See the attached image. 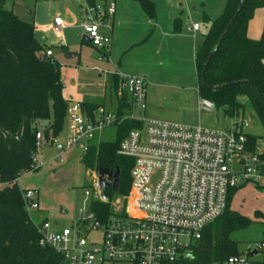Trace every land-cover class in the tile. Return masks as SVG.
<instances>
[{"label": "built area", "instance_id": "2783aa9c", "mask_svg": "<svg viewBox=\"0 0 264 264\" xmlns=\"http://www.w3.org/2000/svg\"><path fill=\"white\" fill-rule=\"evenodd\" d=\"M83 34L101 50H109L112 38L101 32L104 18L116 11L115 3L84 2ZM64 27L61 17L54 19V31ZM198 29V24H194ZM51 57L52 51L45 52ZM103 58L107 59L103 54ZM147 80L140 75L119 76L118 92L132 95L145 109ZM199 109L210 112L215 103L200 97ZM69 133L65 143L56 137L48 140L62 153L77 149L84 156L90 144L107 128L125 120L139 122L121 140L118 153L133 160L131 185L125 198L113 202V214L102 221L91 209L92 199H102L98 172L87 179L84 202L89 204L86 217H72L71 226L56 227L66 210L43 211L36 189L24 193L26 209L40 235L39 244L63 256L62 264H185L192 259V246L206 226L226 209L229 191L247 181L264 179L263 149L250 152L244 126H186L174 122L140 119L134 115L119 117L100 106L89 116L79 102L68 105ZM38 146L45 141L36 135ZM37 162L36 157H34ZM37 164V163H36ZM3 186L0 184V187ZM79 213L84 209L78 208ZM100 240H91L93 232ZM263 243L257 246L261 250ZM257 254V253H256ZM256 256V255H255ZM247 252L230 255L214 264H264Z\"/></svg>", "mask_w": 264, "mask_h": 264}, {"label": "trees", "instance_id": "16d2710c", "mask_svg": "<svg viewBox=\"0 0 264 264\" xmlns=\"http://www.w3.org/2000/svg\"><path fill=\"white\" fill-rule=\"evenodd\" d=\"M137 1L149 17H155L153 0ZM241 1L227 0L224 11L211 22L203 42L196 48L198 90L200 97L212 100L216 108H224L226 116L239 115L244 106L238 96H247L264 128V32L258 39L250 38L247 33L255 11L264 9V0H244L235 21L215 49ZM5 4L6 0H0V184L3 185L0 187V264H62L63 256L59 252L39 244V232L26 209L27 189L19 187L18 179L23 173L39 169L34 160L38 151L36 135L41 132L46 141L56 137L68 117L69 103L63 93L59 64L46 56L35 36L34 24L20 19ZM207 61L205 79L211 87L201 82ZM242 80H251L255 86ZM232 81L238 83L228 84ZM81 104L89 116L97 108L95 103ZM124 112L122 104L119 113ZM132 127L130 120L115 125L114 139L94 140L82 157L86 170L120 171L118 192L109 186L105 189L106 201H91V209L102 221L113 214L115 199L125 198L130 190L133 160L120 155L118 147ZM247 138L249 151L257 152V136L247 133ZM261 156L264 158V150ZM237 189L229 191L226 209L205 227L201 238L192 246V259L185 264H214L241 253L239 242L231 235L247 228L252 221L230 209ZM216 223L219 224L211 228ZM260 253V261L264 262V245ZM247 255L251 256L252 252L248 250Z\"/></svg>", "mask_w": 264, "mask_h": 264}, {"label": "rangeland", "instance_id": "374dc122", "mask_svg": "<svg viewBox=\"0 0 264 264\" xmlns=\"http://www.w3.org/2000/svg\"><path fill=\"white\" fill-rule=\"evenodd\" d=\"M107 1L112 2L113 0ZM153 1L155 3L156 19L160 18L165 29L171 28L172 24L173 30H177L182 19L184 22L187 21L189 23L188 27L191 30H195V23L198 24V29L195 30L198 37H201L202 34L204 35L208 30L210 20L214 17L210 15L222 13L227 3V0ZM80 2L83 4L85 0H6L5 6L13 9L20 19L32 24H41L53 19L57 13L70 4ZM172 9L176 10V17L174 12H171ZM140 14L146 18L149 16L144 9L143 13ZM171 17L173 18L171 19ZM107 21L111 22L108 18ZM152 21L154 22V19ZM250 24L251 30L260 27V30L262 29L261 31L264 32L263 8L255 11ZM68 29L64 32V36L67 39V42L65 41L66 46L52 45L51 47L54 59L59 64L64 96L68 99V103L71 104L84 100L87 95L92 97L90 98L91 100L98 103H106L105 96L101 97V95L104 90L109 89L108 68L111 66L109 61H106L98 50H95L96 53H94V48L90 44H82L79 37L81 33L77 32V30H72L73 28ZM199 29L200 31H198ZM199 40L201 41L202 38ZM66 52H74L78 56L76 58H68L66 57ZM119 56H124L123 62L135 58L138 63H143L138 60L140 58H137L135 50L127 53L121 52ZM111 61L116 63L112 56L110 58ZM112 62L111 64H113ZM144 62L147 61L144 59ZM157 70L144 71L140 69L139 73H132L142 76L146 75L148 91L144 101L145 109L141 107L140 103H135L133 108L134 116L140 119L149 118L186 126L217 128L230 127L232 123H239L242 120L248 121L250 125L244 126V131L256 135L258 149L264 150V128L250 105L247 96H238V101L244 106V110L239 115L226 116L222 107L215 108L210 112L201 111L199 109L201 98L198 97V92L195 88L192 91L186 88L192 86L193 81L198 85V73L194 62H189L186 71L176 66L175 70H180L184 81H174L170 82V84H179L180 89L160 87L158 84L159 78H166V75L161 73L162 70L157 73ZM122 74L127 73L122 72ZM167 76L170 77L169 75ZM128 97L131 96L129 95ZM109 98L110 91H108L107 99ZM129 100L131 99L129 98ZM179 111L186 113L185 118H178ZM68 128L69 119L66 117L61 132L56 136L58 142L65 143ZM114 135V129L109 127L99 135L100 138L98 136L99 139L97 138L96 141L111 140L114 139ZM71 150L62 153L64 161L60 162L57 157L55 158L56 150L54 144L50 141H43L38 146L39 152L37 151L36 154V166L39 169L23 173L18 179V185L21 189L39 190L40 203L49 211L54 212L61 208L66 210V214L61 215L62 218H58L59 224H55L56 227L71 226L70 217L73 215L86 217L89 214V204L84 202V187L94 170H86L80 151L74 148ZM81 207L84 211L79 213L78 208ZM230 209L238 211L252 221L247 228L236 231L231 235L232 238L239 242V251L244 254L248 250L252 254L255 252V260H260L262 254L257 245L264 242V179L257 182V184L253 181L240 183L232 196ZM218 224H213L211 228ZM100 237L101 233L96 231L89 235L88 238L99 241Z\"/></svg>", "mask_w": 264, "mask_h": 264}, {"label": "crops", "instance_id": "0c3cea01", "mask_svg": "<svg viewBox=\"0 0 264 264\" xmlns=\"http://www.w3.org/2000/svg\"><path fill=\"white\" fill-rule=\"evenodd\" d=\"M95 1H103L106 4H110L113 2L116 5L115 13L111 16H106L104 18V25L100 27L102 33L109 35L112 38V44L109 50L104 51L99 48H96L91 43L90 40H86L83 38L84 34H83L82 25L85 22V14L83 10L84 3L82 4L81 2L73 3L70 4L68 7L63 8V10L57 13L53 19H50L45 23H41V24L35 23L34 24L35 36L43 45L44 52H46L47 50H51L52 45L65 47L66 46L65 41L67 42V39L64 36L65 35L64 32L66 30H69L68 28L71 29L73 28L72 30H77V32L81 33L79 37L82 44H90L94 48V53H96L95 50H98L100 54H102V56L103 54H105L107 57L106 61H109L111 65L108 68L109 89L106 91L104 90L101 97L105 96L104 98H106V100L109 102L106 101V103H98L94 100H91L90 98L92 97H89L88 95L87 97L84 98V100H80L78 102L95 103L97 105V108L103 106L107 110L117 115H121L122 117H126V116L129 117L130 115H133V108L135 101L131 94L126 92H122V93L118 92L120 74L124 72L127 73L124 75H130L129 73H131V75H136L132 73H139L140 69H143L144 71L146 70L151 71L158 69L157 73H159V71L162 70L161 73L165 74L166 78H159L160 80L158 83L159 86L163 88L180 89L181 87L179 84L176 85L170 84V82H174V81H184V78L181 75L180 70L178 71L175 70L176 66H178V68L180 67L181 69H185L186 71L189 62L192 61V63L194 62V65L196 67V63H195L196 48L203 42L205 35L209 30L211 22L221 14V13H216L215 15H210L211 17L212 16L214 17H212V19L210 20L209 23L210 25L208 27V30L204 35L202 34L201 37H198L197 32L195 30H191V28L188 27L189 23H187V21L184 22L182 19L180 21V27L177 30L176 29L173 30L172 24H171V28L165 29L160 18L156 19V16L153 18L149 16L147 18L142 17L140 13H143V9H142L143 7L140 4V2L137 0H118V2L117 0H113L112 2H108L107 0H95ZM171 12H174L175 17L177 16L175 9H172ZM56 17H61L64 20V27L59 32H55L53 30L54 19ZM107 18L111 20V22H108ZM172 18L173 17H171V19ZM152 19H154V22L152 21ZM251 24L249 23L248 26V32H247L248 36L253 39L260 38L261 35L263 34V31H261L262 29L260 30L259 27L258 29L256 28L255 30H251ZM198 31H200V29ZM201 38L202 40L200 41L199 39ZM133 50L136 51L137 58L138 57L140 58L138 60H141L143 63H138V61H136L135 58L123 62L124 56H119V54L121 52L127 53ZM66 55H67L66 57L68 58H76L78 56V54L74 52H66ZM111 56L114 58V61L116 63L111 61L113 63L111 64L110 62ZM51 57L54 58L53 52ZM144 59L147 62H144ZM167 75H169L170 77H168ZM145 76L143 77L146 79ZM153 84L156 85L157 83H153ZM186 88L189 91H192L195 88V90L198 92L199 95L198 97H200L198 90L199 77H198V85H196L195 82L193 81V85L188 86ZM108 91H110L109 99H107ZM147 92L148 91L146 89V95ZM129 95L131 97H128ZM129 98L131 100H129ZM70 104L71 103H69V105ZM122 104L124 105V111H125L124 114L119 113ZM185 115H186L185 112L179 111L178 118H185ZM130 121L133 123L132 128L140 126L139 122H135L134 120H130ZM114 126H112L111 128H113L115 131L116 128H114ZM68 133H69V128L67 135ZM55 150H56V156H55L56 158L58 154V150L56 147ZM41 209L43 211H49L46 207L42 205H41ZM73 216H71L70 218L72 219Z\"/></svg>", "mask_w": 264, "mask_h": 264}, {"label": "water", "instance_id": "95a60500", "mask_svg": "<svg viewBox=\"0 0 264 264\" xmlns=\"http://www.w3.org/2000/svg\"><path fill=\"white\" fill-rule=\"evenodd\" d=\"M243 3H244V0L241 1L236 13L232 17L230 23L224 29V32L221 35V37L219 38V41L217 42L215 49L218 47V45L220 44V42L224 38L225 34L228 32L230 25L235 21L238 13L240 12V10L243 6ZM83 38L86 40H90L87 35H83ZM211 55H212V53L210 54V57H211ZM207 64H208V61L206 62L205 66L203 68V72H202V76H201V82L204 86L211 87L213 85L207 83V81L205 79V71H206ZM244 81L255 86V84L251 80H242L241 82H244ZM236 83H238V82L237 81L228 82V84H231V85L236 84ZM263 105H264V101H263ZM98 175H99L98 183H99V187H100V191H101L100 196L102 199H106L105 189L109 186H111V188L114 192H118V180H119V175H120L119 169L112 170V169H107V168H101L98 171ZM252 255H255V252Z\"/></svg>", "mask_w": 264, "mask_h": 264}]
</instances>
